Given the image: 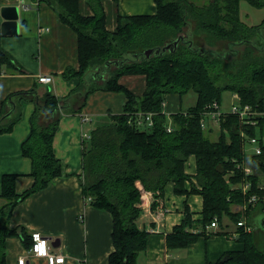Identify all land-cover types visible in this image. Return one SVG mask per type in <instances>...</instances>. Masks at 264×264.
Segmentation results:
<instances>
[{
	"label": "trees",
	"instance_id": "1",
	"mask_svg": "<svg viewBox=\"0 0 264 264\" xmlns=\"http://www.w3.org/2000/svg\"><path fill=\"white\" fill-rule=\"evenodd\" d=\"M31 1L48 5L76 35L78 67L66 69L63 76L78 77L79 84L61 99L49 90L39 98L32 89L10 94L2 102L0 134L10 133L20 120L22 101L34 102L35 108L29 119V135L21 144L22 156L31 163L32 185L17 194L16 175L1 177L0 198L5 203L0 206V264H6L8 238L18 237L27 250L30 248L28 231L9 226L12 210L18 202L64 175V165L52 147L54 134L61 117L77 113L94 91L120 92L125 97L122 112L109 114V122L92 129L90 142H84L82 147L83 196L94 208L112 217L114 251L108 264H137L148 236L137 225L143 192L152 195L154 209L168 183L173 184L177 195H200L203 204L197 221L192 220V213L185 206L183 220L165 237L168 250H184L202 236L208 239L220 234L225 218L235 226L246 219L249 225L250 215L254 210L260 212L264 201V116L257 117L255 125H247L236 115L222 114L216 141L201 128L200 118L206 105L219 104L223 91L237 94L241 105L264 111V19L248 26L239 16L240 2L261 9L264 0H209L203 5L189 0H155L154 14L118 16L113 31L106 29L99 0H88L91 15L79 12V0ZM191 22L193 34L204 46H195L190 33L181 35ZM255 39L262 40L261 48ZM158 41V47L151 46ZM221 45H227L223 54L218 49ZM150 49L153 52L147 55ZM112 65V71H104ZM0 66L23 72L1 47ZM130 75L144 77L141 95L133 94L119 82L120 77ZM189 93L195 95L193 106L170 115L168 131L164 113L167 95L175 94L181 99ZM79 99L81 104L75 110L73 105ZM148 113L152 114L150 128L134 124L136 116ZM241 132L259 140L261 154L249 159L260 168L261 176L245 175L238 167L247 156ZM191 156L195 159L194 175L185 172ZM245 183L249 188L243 193ZM252 195L259 198L255 206L248 202ZM231 206L245 209L236 212ZM214 219L219 228L212 233L205 227ZM236 228L238 235L234 240L242 243L243 249L224 253L215 263L208 264H264L259 234Z\"/></svg>",
	"mask_w": 264,
	"mask_h": 264
},
{
	"label": "crops",
	"instance_id": "2",
	"mask_svg": "<svg viewBox=\"0 0 264 264\" xmlns=\"http://www.w3.org/2000/svg\"><path fill=\"white\" fill-rule=\"evenodd\" d=\"M24 1L32 3L31 0ZM99 1L109 31L116 29L118 16L152 15L156 12L155 0ZM17 4L18 0H0V6ZM79 12L82 15L92 14L88 0H79ZM2 21L0 18V23ZM18 21V35H1L0 47L23 72L0 66V112L2 102L10 94L33 89L40 98L49 90L61 99L79 84L78 77L66 79L63 76L66 69L78 67L76 35L61 23L54 10L45 3L33 5L29 10L19 9ZM41 75L51 76L52 81L48 84L39 83L37 79ZM119 82L135 95H141L145 88V79L141 75L123 76ZM171 95H167V98ZM124 103L123 93L101 91L89 94L80 109L81 99L75 101L73 108L79 111L61 117L52 143L54 155L64 165V175L54 178L44 189L18 202L12 210L9 226L24 227L29 234L40 232L49 240L53 253L64 255V264H108L109 255L114 251L111 215L94 208L83 196L81 159L84 135L89 136L88 132L104 122L92 127L88 124L99 118L100 121L109 118V114L121 113ZM20 106L21 118L13 130L0 134V193L4 174L16 175L17 194L27 190L33 182L29 175L31 163L22 156L21 144L29 135V119L35 103L22 101ZM180 110L171 111L166 100V115ZM83 117H88L89 121H83ZM189 158H193L195 165L194 157ZM186 187L189 189L188 182ZM142 199L137 225L148 236L146 249L138 255L137 264H208L215 263L224 253L243 249L242 243L234 239L214 235L208 239L202 236L184 250H168L165 237L183 220L185 206L192 213V220L201 218L202 197L197 194L177 195L173 184L168 183L163 198L154 209L151 208L153 198L150 193L143 192ZM158 206L164 207L166 212L160 221H156L153 214ZM232 228L233 231L237 230L234 224ZM217 230L218 227L209 232ZM19 257H27L26 264H46L43 258H29L20 238H8L6 264H17Z\"/></svg>",
	"mask_w": 264,
	"mask_h": 264
},
{
	"label": "built area",
	"instance_id": "3",
	"mask_svg": "<svg viewBox=\"0 0 264 264\" xmlns=\"http://www.w3.org/2000/svg\"><path fill=\"white\" fill-rule=\"evenodd\" d=\"M34 3H26L24 0H18L17 7L22 10H29ZM38 82L43 83V84H48L52 81V77L49 75H41L38 77ZM236 98V102L232 103L230 108H229V113L236 115L241 123L247 124V125H255L257 117L264 116V111L260 110H253L251 107L248 105H241L239 103V97L237 94H233ZM222 113L219 110V104L217 102H213L211 104L206 105L205 110L201 114L200 118V126L202 129L206 128V121L205 118L208 117L211 120L215 121L216 123L219 122V118L221 117ZM83 121H89L88 117H83ZM134 124L138 127L148 129L152 126V114L148 113L146 115L139 114L136 116V120L134 121ZM167 130L171 131V122L167 126ZM84 137L88 138L89 136L84 135ZM240 137L242 139V146L243 149L245 150V145L246 144H252L254 145V153L255 155H260L262 152L261 146L259 144V140L255 137H246L244 132L240 133ZM238 167H240L243 170V173L245 175H249L251 173V170L247 167H245L243 164H238ZM249 188L248 184H243L242 185V191L245 193L247 189ZM89 201V200H88ZM259 201V198L255 195H252L248 202L252 205L255 206V204ZM245 208L243 207L242 210ZM261 214H264V201H262V207L260 210ZM165 209L164 207H157L156 210L154 211V217L156 221H160L162 217L165 214ZM237 227L241 228L244 233H250L252 231V228L250 225L245 220H241L237 222L236 224ZM217 228V222L216 219L210 225H207L205 229L211 230ZM238 233L234 232V237H237ZM30 239H31V246L27 250V256L29 258H43L46 262V264H64L65 262V257L62 254H55L52 252L51 245L49 243V240L44 237L40 232H32L30 234ZM43 245V249L41 250L38 246ZM26 258L27 257H19L17 260V264H26Z\"/></svg>",
	"mask_w": 264,
	"mask_h": 264
},
{
	"label": "rangeland",
	"instance_id": "4",
	"mask_svg": "<svg viewBox=\"0 0 264 264\" xmlns=\"http://www.w3.org/2000/svg\"><path fill=\"white\" fill-rule=\"evenodd\" d=\"M190 2H193L194 4L196 5H203V4H207L209 2V0H189ZM240 20L245 23L246 25L248 26H255V25H258L262 19H264V8H261V9H258V8H254L252 6H250L248 3H246L245 1H242L240 2ZM194 23L191 22L190 23V27L188 28H185L183 29V32L181 35H185L187 33H190V37L189 39H193V42H194V45L198 46V45H203L204 46V42L201 40H198L196 39L197 37H195V35L193 34V31H194ZM264 38V37H262ZM256 44H258L261 48V42L262 40H259V39H255L254 40ZM160 44V42L158 41L157 43H153L151 44L152 47H158ZM151 48V47H149ZM220 52L223 54L226 52L227 50V45H221L219 48ZM115 66H108L107 68L105 67V70L104 71H112L114 69ZM111 73L108 75V77H110ZM107 76L104 75V78H106ZM123 77V76H122ZM121 77V78H122ZM126 77H124L125 79ZM104 79H100V83L103 81ZM120 80V79H119ZM74 91V90H73ZM95 92V91H94ZM100 92V91H99ZM102 92V91H101ZM233 93L229 92V91H223L220 95V100H219V110L220 112L224 115V114H227L229 113V108L231 106L232 103H235L236 102V98L233 97L232 95ZM167 100V103H168V107L171 108V111H175V110H178V109H181V110H185L191 106H193L194 102H195V95L193 93H189L185 96H183L180 100L177 98V96L175 94L169 96L168 98L166 97L165 99V102ZM165 104V103H164ZM165 113V112H164ZM172 115V114H171ZM165 116L167 117V124H169L171 122V118H170V114H165ZM100 118L99 119H96L95 121H93V123L89 125V127H92L93 125H96V124H100L101 122H104L105 123H108L109 122V118L106 117V119H103L102 121H100ZM205 121H206V128L203 129L207 135H209V138L211 140H214L216 141L217 139H219V136H220V127L218 125V123H216L215 121L211 120L210 118L206 117L205 118ZM89 133V137L86 138L84 137V140L85 142L89 143V139H90V132ZM246 137L248 138V135H246ZM243 144V143H242ZM254 145L252 144H246L245 145V152H246V159H244L240 164H243L245 167L249 168L251 170V173L250 174H253V175H256L257 177L258 176H261V173H260V168L257 167L256 165H254L251 161V159H249L251 156L255 155L254 153ZM188 162V163H187ZM187 165H186V173L188 175H194L195 174V165H194V160L193 158L189 160H187ZM5 201L3 199L0 198V206L2 204H4ZM243 207L241 206H231L230 209H232L233 211H236L237 210L239 212H242ZM245 208V207H244ZM255 212L252 213L250 215V218L251 216H256L257 220L262 217L261 215H264V214H261V212H257L256 210H254ZM253 223V225L255 227H257V224L255 222V220L253 219L251 221ZM225 226V227H224ZM218 227V225H217ZM222 227L223 228H219V232H221L220 234H217L216 236H221V237H227L228 239H231L233 240V235H234V231H233V224L231 223V221H229L227 218L224 219L223 221V224H222ZM231 228V230H230ZM252 228V232L255 231V235L259 234V244H260V248L261 249H264V230L260 229V228ZM217 229V228H216ZM226 233V234H224ZM214 236V235H213Z\"/></svg>",
	"mask_w": 264,
	"mask_h": 264
},
{
	"label": "water",
	"instance_id": "5",
	"mask_svg": "<svg viewBox=\"0 0 264 264\" xmlns=\"http://www.w3.org/2000/svg\"><path fill=\"white\" fill-rule=\"evenodd\" d=\"M0 18L3 20L0 23V34L4 36H13L18 35L19 33V8L17 5H4L0 7ZM153 52L152 49L147 51V55L151 54ZM258 220L256 219V216H251L249 219V225L251 227L260 228L264 230V215H261ZM255 220L257 227L253 225L251 222L252 220Z\"/></svg>",
	"mask_w": 264,
	"mask_h": 264
},
{
	"label": "clouds",
	"instance_id": "6",
	"mask_svg": "<svg viewBox=\"0 0 264 264\" xmlns=\"http://www.w3.org/2000/svg\"><path fill=\"white\" fill-rule=\"evenodd\" d=\"M41 250L43 249V245L41 244V245H39L38 246ZM21 264H22V262H21Z\"/></svg>",
	"mask_w": 264,
	"mask_h": 264
}]
</instances>
